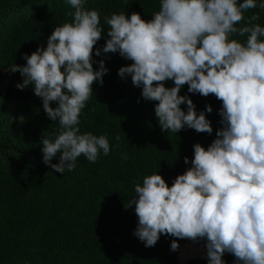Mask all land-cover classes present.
Wrapping results in <instances>:
<instances>
[{
  "label": "clouds",
  "instance_id": "clouds-1",
  "mask_svg": "<svg viewBox=\"0 0 264 264\" xmlns=\"http://www.w3.org/2000/svg\"><path fill=\"white\" fill-rule=\"evenodd\" d=\"M64 2L72 9L67 13L71 22L55 26L46 47L23 54L25 65L7 69L22 77L15 87H30L47 117L58 122L53 137L41 140L40 150L43 164L62 174L73 171L81 155L95 163L110 152L107 134L81 133L79 128L93 83L102 85L108 71L104 60L92 58L105 29L99 11L85 8L86 0ZM159 4L147 21L135 12L105 16L108 38L95 55L118 53L132 61L118 75L130 76L144 100L157 102L154 113L162 131H213L205 115L211 106L197 113L189 96L179 95L185 84L188 93L213 94L222 102V127L206 149L193 145L191 167L171 186L157 172L135 184L136 195L125 206L135 205L133 235L145 247L155 246L161 235L203 240L207 264H226L225 253L234 256V264H264V26L254 23L258 14L244 17L249 9H264V0ZM232 34H247L246 41L230 39ZM167 80L174 86L165 87ZM53 102L56 107L50 106ZM57 154L58 163H52ZM177 249L174 239L170 250Z\"/></svg>",
  "mask_w": 264,
  "mask_h": 264
},
{
  "label": "trees",
  "instance_id": "trees-1",
  "mask_svg": "<svg viewBox=\"0 0 264 264\" xmlns=\"http://www.w3.org/2000/svg\"><path fill=\"white\" fill-rule=\"evenodd\" d=\"M15 2L0 0V71L10 64L25 65L23 54L46 47L54 27L72 19L67 15L72 9L64 0H23L13 7ZM84 6L100 13L105 31L93 47L92 58L104 60L108 71L102 85L93 83L79 128L81 133L107 134L110 152L99 155L95 163L81 155L75 169L64 174L44 165L41 140L44 136L52 138L59 125L47 117L41 99L30 87H15L23 82L16 72L6 102L18 113L35 116L40 124L37 129L1 133L0 264H207L205 257L178 260L182 244L204 249L203 240L161 235L155 246L145 247L133 235L138 222L135 205L125 206L136 195L135 184L142 183L144 176L157 172L171 186L177 175L191 167L193 145L199 143L206 149L222 127L218 113L222 102L213 94L205 97L188 93L185 84L179 95H188L197 113L211 106L212 112L205 115L213 131L210 135L188 128L177 133L162 131L154 113L157 102L144 100L130 76L118 75L119 68L132 61L118 53L95 55V49L102 48L108 38L105 16L124 12L127 17L135 12L147 21L159 11V0H86ZM254 13L260 17L254 23L264 26V9L247 10L245 19ZM229 38L244 43L247 34ZM93 68L96 70L98 64ZM164 84L174 86L171 80ZM50 106L56 107L55 102ZM180 107L186 110L185 105ZM0 119L4 121L6 116ZM115 136L119 141L113 139ZM184 157H188V164ZM58 159L59 154L52 163H58ZM174 239L178 249L171 251ZM222 259L226 264L235 260L228 253Z\"/></svg>",
  "mask_w": 264,
  "mask_h": 264
},
{
  "label": "rangeland",
  "instance_id": "rangeland-1",
  "mask_svg": "<svg viewBox=\"0 0 264 264\" xmlns=\"http://www.w3.org/2000/svg\"><path fill=\"white\" fill-rule=\"evenodd\" d=\"M23 0H16L13 7L17 4H23ZM8 68L0 71V117L5 115L6 119L2 121L0 119V140L2 139L1 133H8L14 129L20 128H31L37 129L39 127L40 121L33 115L18 113L14 110V107L6 102V93L8 87L16 75L15 73L7 71ZM205 250L196 247L191 244H182L180 246L178 260L180 262H185L191 259H201L204 258ZM225 253L224 255H226Z\"/></svg>",
  "mask_w": 264,
  "mask_h": 264
}]
</instances>
